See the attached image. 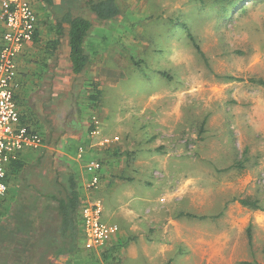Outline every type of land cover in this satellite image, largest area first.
<instances>
[{
	"label": "rangeland",
	"instance_id": "374dc122",
	"mask_svg": "<svg viewBox=\"0 0 264 264\" xmlns=\"http://www.w3.org/2000/svg\"><path fill=\"white\" fill-rule=\"evenodd\" d=\"M119 9L118 19L97 26L120 32L112 38L120 82L104 90L101 105L110 115L102 116L101 130L123 136L125 127L142 131L149 156L136 166L151 179L171 176L183 214L200 223L217 219L216 204L230 202L238 224L232 228V242L238 239L233 256L264 264V225L254 217L264 218V88L252 82L264 80V0H120ZM23 184L24 193L17 189L11 199L25 207L16 214L34 219V187ZM238 200L257 202L258 209ZM15 224L20 243L32 238L34 228ZM80 249L66 264H83L79 259L90 250L82 243Z\"/></svg>",
	"mask_w": 264,
	"mask_h": 264
},
{
	"label": "crops",
	"instance_id": "0c3cea01",
	"mask_svg": "<svg viewBox=\"0 0 264 264\" xmlns=\"http://www.w3.org/2000/svg\"><path fill=\"white\" fill-rule=\"evenodd\" d=\"M2 1L0 48L5 32ZM98 1L30 0L38 16V27L34 40L25 47L17 61L16 100L22 124L40 134L44 144L27 149L9 167V191L2 201L0 214V264H34V243L40 242V235L44 228H48L49 217L55 215L58 206L53 197L69 195L72 180L82 208L99 202L102 220L120 229L104 248L85 252L79 259L83 264L247 263L245 255L242 259L232 254V244H238V239L232 242V228L238 224L229 213L230 202L216 204L221 207L217 219L206 217L200 223L198 218L183 214V208L175 204L176 188L170 189L174 186L170 182L171 176H167L169 181L166 178L151 179L147 172L141 173L137 168L149 156H145L147 142L142 131L134 134L125 127L123 136L110 133L109 129L101 130L102 116L108 120L110 115L109 110L101 105L104 90L108 85L117 88L120 82L119 53L112 39L120 32L107 28V25L106 28L97 27L100 23L109 24L119 18L110 21L98 19L89 8V4ZM117 3L119 6L120 0ZM69 17H81L92 24L84 40L88 64L79 74L73 72L71 61V26L64 22ZM105 140L109 142L105 143ZM80 149L84 150L82 156ZM90 160L103 164L101 183L94 191L88 189L90 176L86 166ZM30 165L31 169L25 171L24 168ZM122 173L126 180L119 178ZM11 179L13 183L10 184ZM23 181L34 187V219L32 213L29 214L31 217L16 214L25 207L18 206L11 199L17 189L20 191L16 193H24ZM162 199H165L164 203ZM22 204L25 206L26 201ZM82 208L78 218L79 249L59 258L65 264L80 254V243L85 247ZM187 209L196 212L197 208L195 204H189ZM245 217L246 210L239 218ZM254 217L256 225H264V218L260 215ZM15 223H24L26 229L34 228V237L32 235L20 243ZM18 243L20 248L16 246ZM260 244L256 243L261 254ZM244 252L247 256L245 247ZM255 254L254 249L251 256Z\"/></svg>",
	"mask_w": 264,
	"mask_h": 264
},
{
	"label": "built area",
	"instance_id": "2783aa9c",
	"mask_svg": "<svg viewBox=\"0 0 264 264\" xmlns=\"http://www.w3.org/2000/svg\"><path fill=\"white\" fill-rule=\"evenodd\" d=\"M2 20L5 26L0 48V214L6 198L9 167L19 160L24 151L44 144L42 136L22 124L16 100L18 88V58L35 37L38 16L30 0H3ZM119 140V138H115ZM108 143V140L104 141ZM84 153L80 149V155ZM103 164L90 160L88 189L96 190L101 183ZM84 245L87 250L104 248L119 233V227L102 220L99 202L89 203L81 210Z\"/></svg>",
	"mask_w": 264,
	"mask_h": 264
},
{
	"label": "trees",
	"instance_id": "16d2710c",
	"mask_svg": "<svg viewBox=\"0 0 264 264\" xmlns=\"http://www.w3.org/2000/svg\"><path fill=\"white\" fill-rule=\"evenodd\" d=\"M89 8L102 21L113 20L120 14L117 0H99L97 3L89 4ZM64 22L69 23L71 26V61L73 72L79 74L85 70L88 64L89 58L84 51V40L92 24L81 17H69ZM189 37L194 43L196 50L202 54L193 36L190 34ZM252 82L264 88V80L259 79ZM72 181L69 195L66 197H53L54 201L58 204L54 212L55 215L53 214L52 217H49L50 220L47 222L49 226L48 228H44L40 235V242L38 244L34 243V263L37 261L36 264H60L59 258L61 256L71 255L79 249L78 218L82 204L79 193L76 190V185ZM240 203L243 206L258 209L257 202L240 200ZM248 237L251 242V229H248Z\"/></svg>",
	"mask_w": 264,
	"mask_h": 264
}]
</instances>
